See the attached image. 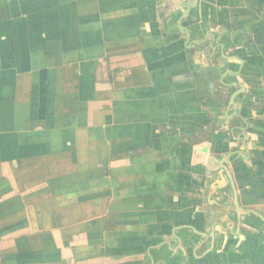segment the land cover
Listing matches in <instances>:
<instances>
[{"label":"crops","instance_id":"crops-1","mask_svg":"<svg viewBox=\"0 0 264 264\" xmlns=\"http://www.w3.org/2000/svg\"><path fill=\"white\" fill-rule=\"evenodd\" d=\"M0 0V264H264V0Z\"/></svg>","mask_w":264,"mask_h":264},{"label":"water","instance_id":"water-1","mask_svg":"<svg viewBox=\"0 0 264 264\" xmlns=\"http://www.w3.org/2000/svg\"><path fill=\"white\" fill-rule=\"evenodd\" d=\"M194 0H187V4L185 5V9H189L192 6V2Z\"/></svg>","mask_w":264,"mask_h":264}]
</instances>
